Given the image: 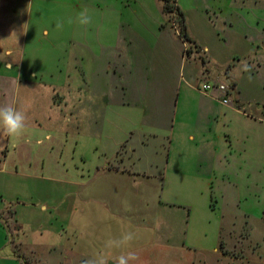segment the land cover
Segmentation results:
<instances>
[{"label":"crops","instance_id":"obj_1","mask_svg":"<svg viewBox=\"0 0 264 264\" xmlns=\"http://www.w3.org/2000/svg\"><path fill=\"white\" fill-rule=\"evenodd\" d=\"M3 1L0 0V51L5 49L10 57L14 53L10 37L15 34L8 35L14 31L6 27L9 22L4 17ZM126 1L122 12L120 0H97L94 4L75 0L79 5L77 17L84 12L89 23L81 24L78 19L73 35L78 36L77 45L83 46L78 51L82 74L75 79L77 90L84 92L86 100L104 97L111 103L109 109L116 107L111 109L112 117H120L125 125L129 123L120 128L112 119L113 131H124L122 141L104 147V126L91 128V134L101 141L95 148L99 151L95 174L86 179L85 170H81L79 178L84 185L71 179L72 188L57 204L35 209L38 218L16 230L13 253L24 264H99L101 260L117 264L116 258L128 252L138 256L130 264H163L164 255L171 252L178 256L177 264H264V110H245L236 79L228 84L232 91L227 105L222 103L225 95L218 90H203L207 83H225L222 73L216 74L209 67L206 52L210 47L202 41L204 37L190 32L186 18L188 42L178 35L161 0ZM29 2L30 22L37 23L38 36L63 34L54 20L63 26L64 9L49 21L54 28L40 29L38 22L52 17L51 1ZM177 6L183 12L178 3ZM130 7L132 16L144 22L141 32H135L133 19L125 15ZM201 18L203 26H210L211 38H219L217 42L223 43L224 39L228 44L230 38V43L238 42L240 46L244 39L249 46L247 55L255 53L256 41L233 29L230 17ZM123 27H127L124 32ZM258 38L260 42L264 40V36ZM232 70L230 66L225 71L227 78ZM67 85L70 88L71 84ZM65 87L66 92L64 87L61 91L53 89L52 98L69 102L74 91ZM138 101H151V109H129L133 102L139 105ZM129 133L140 136L133 141ZM160 135L164 141L157 140ZM181 145L190 146L195 156L191 157L190 168L183 167L182 159L172 157L173 148L181 154ZM104 156L110 159L105 165ZM81 160L88 164L84 155ZM1 164L4 168L5 162ZM108 175L122 181V187L130 192L120 196L113 186L110 191L102 188L99 194L100 186L96 185ZM87 181H95L94 186ZM200 183L202 187L197 190ZM174 192L185 195L187 201L174 202ZM199 194L204 200L198 211L192 204ZM106 196L113 197V205L102 203ZM42 212L47 221L40 218ZM198 227L202 236L196 247L186 242L185 235L195 234ZM128 232L134 236L128 245L107 246L109 240H119ZM58 235L61 239H57ZM210 237L215 241L206 247ZM40 243L46 246L40 248Z\"/></svg>","mask_w":264,"mask_h":264},{"label":"rangeland","instance_id":"obj_2","mask_svg":"<svg viewBox=\"0 0 264 264\" xmlns=\"http://www.w3.org/2000/svg\"><path fill=\"white\" fill-rule=\"evenodd\" d=\"M15 1L4 0L2 3L4 17L9 22L6 23V27L8 31L11 29L14 31L13 34L8 35H15L10 37L13 44L11 50L14 53L9 57L5 49L0 51V105L4 104L24 112L26 119L25 127L19 136H5L0 126V161L5 162L4 168V164L0 163V170L4 169L0 171V264H24L12 251V243L18 227L38 218L35 209L40 210L42 206L49 208L57 204L63 193L71 187L69 182L71 179H76V183L84 185L79 178L81 170H85L86 179H90L92 174H95L98 167L96 160L99 157V151H95V148L101 141L98 136L91 134V128L104 126L102 138L106 147L105 145L116 144L123 138L124 131H113L112 119L120 128L129 124L125 125L120 117H112L111 109L116 107L112 106L109 109L111 103L105 101L104 97L102 100L96 98L89 101L86 100L84 92L79 93L77 90L79 84L78 80L75 83V79L82 74L78 51L83 46L77 45L78 36H73L78 26L79 13V5L75 3V0H50L49 8L53 11L52 17L40 20L39 28H54L49 21L59 17L63 9L65 20L60 28V33L63 34L49 37L38 36L35 29L37 23L31 24L29 0H17V3ZM68 1H71L69 6L66 5ZM87 2L94 4L97 0H87ZM177 3L183 10L190 32L204 37L202 41L210 47V52H206V55L212 72L216 74L221 72V80L226 85L230 84L231 80L238 81L243 93L241 103L248 113L256 108L264 110V40L261 39L260 42L258 38L264 36V0H237V2L235 0H177ZM120 4L124 12V6L128 3L126 0H120ZM132 9L133 7H130L125 15L133 19L131 23L135 32H141L144 30V22L132 16ZM217 15L230 17L234 21L233 29L239 30L244 38L247 36L251 41H256V51L251 57L247 55L249 46L244 43L247 40L243 39V42L241 38L243 44L239 46L238 42L230 43V38L228 44H225L224 39L221 40L223 43H220V41L217 42L218 37V39L211 38L210 26L207 23L205 25L208 28L203 26L201 17L207 16L215 20ZM238 15L242 19L236 17ZM58 22L57 19L54 20V24ZM126 30L127 27L122 28L123 32ZM224 35L226 37L225 33ZM186 46L189 47L188 44ZM191 50L192 48L189 47L188 52ZM155 63L158 64L157 61ZM230 66L233 70L230 78H227L224 73ZM67 84H71L70 88ZM65 85L68 91L70 89L74 91L72 99L67 103L53 99V89L61 91L64 87L63 91L66 92ZM138 103L139 105L135 102L131 103L129 109L135 112L143 108L150 110L152 107L151 101H138ZM158 106L159 102L156 103L155 108L157 109ZM95 114L99 115L95 116ZM128 135L133 137V141L140 136L139 133ZM161 136L163 135L159 136L158 141L165 140ZM188 143L192 145L191 142L188 141ZM190 146H182L181 154L176 151L177 148L172 150V157L182 159L185 168L192 166L191 157L192 159L195 157L191 154ZM82 155L88 164L83 163ZM151 156L153 157V154ZM103 158L102 164L109 163V157ZM67 173L72 174V177ZM94 182L86 183L94 186ZM122 183V181L112 180L108 175L96 186H100L99 194L102 193V188L110 191L113 186H116L118 194L123 196L130 191L125 190ZM201 187L200 183L197 190ZM171 196L176 203L187 201L183 194L174 192ZM103 198L102 203L113 205V197ZM126 199L130 201L129 197ZM202 200L204 197L199 194L198 199H195L192 204L195 209L198 205H203ZM197 209L199 211V207ZM39 216L47 221L44 212ZM51 219L56 220L55 217ZM58 222L62 229V222L60 220ZM195 225L198 224L195 223ZM60 231L64 236L66 235L65 231ZM194 231H196L195 234L185 235V239L188 244L192 242L198 247L200 244L197 241L200 240L202 232L199 227ZM60 237L58 235L57 239H61ZM59 241L61 240H57ZM205 241L203 239V242ZM212 241L215 239L210 237L206 247H211ZM43 246L46 245L40 243V248H44ZM164 260L163 264L179 262L178 256L172 252L165 254ZM184 263L187 262L184 261ZM152 264H160V262Z\"/></svg>","mask_w":264,"mask_h":264},{"label":"clouds","instance_id":"obj_3","mask_svg":"<svg viewBox=\"0 0 264 264\" xmlns=\"http://www.w3.org/2000/svg\"><path fill=\"white\" fill-rule=\"evenodd\" d=\"M79 22L81 24L89 23V18L84 12L79 14ZM62 24L57 23V28H61ZM25 113L17 110L14 107L5 106L0 108V126L3 128V133L5 136H19L25 127ZM134 238L133 233H124L119 240H109L107 242L108 247H120L122 245H128L130 241ZM138 256L134 252H128L127 254H121L116 258L117 264H130L131 261H136ZM99 264H104L101 260Z\"/></svg>","mask_w":264,"mask_h":264},{"label":"trees","instance_id":"obj_4","mask_svg":"<svg viewBox=\"0 0 264 264\" xmlns=\"http://www.w3.org/2000/svg\"><path fill=\"white\" fill-rule=\"evenodd\" d=\"M163 2L164 13L169 17V20L177 26L179 35L185 42H188L186 35L185 16L177 6V0H161Z\"/></svg>","mask_w":264,"mask_h":264},{"label":"built area","instance_id":"obj_5","mask_svg":"<svg viewBox=\"0 0 264 264\" xmlns=\"http://www.w3.org/2000/svg\"><path fill=\"white\" fill-rule=\"evenodd\" d=\"M174 27L177 29L175 24ZM203 90L204 91L218 90L220 93H222V95H225V98L222 100V103L225 105L230 103L229 94L232 91V86L230 85H226L223 83H207L203 86Z\"/></svg>","mask_w":264,"mask_h":264}]
</instances>
